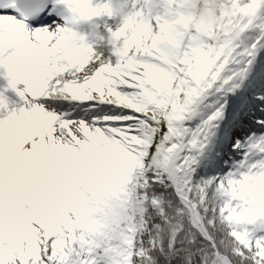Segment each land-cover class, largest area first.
Here are the masks:
<instances>
[{
    "label": "snow or ice",
    "instance_id": "snow-or-ice-1",
    "mask_svg": "<svg viewBox=\"0 0 264 264\" xmlns=\"http://www.w3.org/2000/svg\"><path fill=\"white\" fill-rule=\"evenodd\" d=\"M0 264H264V0H0Z\"/></svg>",
    "mask_w": 264,
    "mask_h": 264
}]
</instances>
